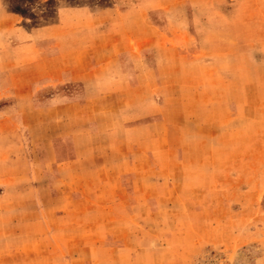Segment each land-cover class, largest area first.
Returning <instances> with one entry per match:
<instances>
[{
	"label": "rangeland",
	"instance_id": "1",
	"mask_svg": "<svg viewBox=\"0 0 264 264\" xmlns=\"http://www.w3.org/2000/svg\"><path fill=\"white\" fill-rule=\"evenodd\" d=\"M0 3L17 19L0 26V194L8 197L0 196V253L29 240L20 224L33 208L2 180L23 181L22 167L40 170L32 140L49 129L40 108L54 94L80 93L78 82L26 88L32 76L14 71V27L34 29L56 22L62 7L84 5L110 8L103 19L131 18L133 38L148 37L143 49L159 72L147 132L126 139L132 161L134 150H149L148 168L118 188L126 213L108 219L115 249L105 264H264V0Z\"/></svg>",
	"mask_w": 264,
	"mask_h": 264
},
{
	"label": "crops",
	"instance_id": "2",
	"mask_svg": "<svg viewBox=\"0 0 264 264\" xmlns=\"http://www.w3.org/2000/svg\"><path fill=\"white\" fill-rule=\"evenodd\" d=\"M104 10L111 11L62 7L56 22L14 27V71L32 76L26 88L78 82L80 93L54 94L40 108L49 128L44 139L32 140L39 146L40 170L22 167L23 181L2 180L14 199L19 195L33 208L20 224L29 240L6 244L0 264H105L115 249L107 237L112 232L108 219L125 216L118 204L128 200L118 188L130 183L128 173L148 168L149 150H134L140 156L132 161L126 139L138 128L147 132L151 87L158 84L154 74L159 72L143 49L148 37L133 38L131 18L103 19ZM0 16L2 27L17 20L11 13L6 17L1 3ZM140 24L149 28L144 18ZM9 162L7 169L14 164Z\"/></svg>",
	"mask_w": 264,
	"mask_h": 264
}]
</instances>
